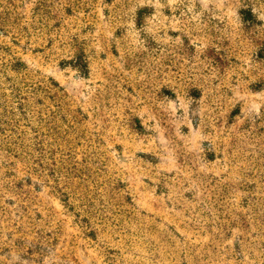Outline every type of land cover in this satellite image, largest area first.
Wrapping results in <instances>:
<instances>
[{
	"label": "rangeland",
	"instance_id": "obj_1",
	"mask_svg": "<svg viewBox=\"0 0 264 264\" xmlns=\"http://www.w3.org/2000/svg\"><path fill=\"white\" fill-rule=\"evenodd\" d=\"M0 264H264V0H0Z\"/></svg>",
	"mask_w": 264,
	"mask_h": 264
}]
</instances>
